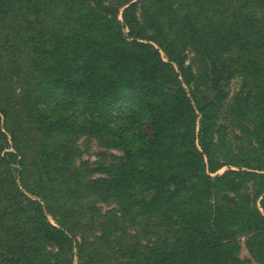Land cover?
Returning <instances> with one entry per match:
<instances>
[{"label":"trees","instance_id":"trees-1","mask_svg":"<svg viewBox=\"0 0 264 264\" xmlns=\"http://www.w3.org/2000/svg\"><path fill=\"white\" fill-rule=\"evenodd\" d=\"M42 1L0 0V7L14 3L22 10L24 6H33L38 12ZM68 2L70 16L75 15L70 17L65 28L36 32L30 37L35 44L31 66L40 78L38 88L42 87L43 93L41 97L36 95L25 100L21 113H26L27 117L22 123L38 124L40 131L49 137L54 134L56 120L39 109V103L51 101L53 94H60L71 101L72 106L80 103L88 112L106 109L108 116L113 112L114 117L134 100L151 122L154 135L149 147L137 154L128 153L123 164L114 169V178L99 179L90 185L103 200L116 199L123 210H127L126 213L137 205L144 212L164 215L169 224L176 222L179 226L175 246L171 250L165 244L153 248L143 256L145 264H243L238 257L237 246L226 236L225 230L230 224L242 231L264 233V90L256 97L252 112L249 149H241V157H238L239 167L246 170L239 174L257 182L256 197L261 198L263 213L251 212L247 207L246 212L231 211L227 214L228 224L221 225V221L215 218L216 214L212 218L208 209L201 205L203 200L219 192L236 193L242 185L232 177L237 175L234 171L215 177L209 175V172L214 174L221 168L213 163L211 115L215 107L207 99H202L195 101L194 109L177 79L178 75L173 72L171 64H176L183 71V61L174 51L173 43L167 41L166 30L163 26L151 24L154 37L141 35L134 5L125 9L121 26L104 11L91 7L88 0ZM169 9V17L178 19L174 7ZM242 17L239 12H233L226 33L207 45H201L212 66L211 73L217 88L220 87L221 75L226 73L224 67L220 68L218 58L234 50L256 70L258 77L262 76L252 60L259 33L258 20L248 15ZM190 18L186 17V20ZM72 24L75 30L71 28ZM125 29L129 33H124ZM145 41L156 43L169 63L164 61L159 50ZM233 74L229 67L226 80ZM2 77L0 72V83ZM196 111L201 115L200 149L195 146ZM9 115L10 112L0 103V150L6 152L0 157V166L6 169L11 166L8 158L14 156L6 151L8 140L1 131V124L5 122V129L13 141L17 126L21 125H9ZM47 141L45 139L41 146L38 191L25 189L37 197L42 194L43 184L47 185L45 180L52 181L51 175L65 169L69 160L61 157L59 148L51 151V144ZM10 174L13 175L12 172ZM3 177L0 172V184H4L9 190L8 195L14 198L6 202V206L0 203V264H65L62 258L72 251V239L65 230L49 223L42 205L25 196L15 179L5 180ZM137 189L153 191L152 198L134 200L133 193ZM189 192L194 194L195 204H186L185 195ZM181 206L185 209H179ZM175 217L178 220L175 221ZM3 220L11 221L12 227L4 225ZM21 237L23 240L19 239ZM260 243V247H251L250 251L264 264V240ZM40 245L53 246L59 252H49Z\"/></svg>","mask_w":264,"mask_h":264},{"label":"rangeland","instance_id":"rangeland-1","mask_svg":"<svg viewBox=\"0 0 264 264\" xmlns=\"http://www.w3.org/2000/svg\"><path fill=\"white\" fill-rule=\"evenodd\" d=\"M227 1L88 0L91 7L99 12L104 11L121 26L125 9L134 5L138 32L145 37H154L151 24L163 26L167 41L173 43L174 51L183 61V71L176 64H171L173 72L178 75L177 79L194 109L196 100L207 99L214 105L215 110L211 115L213 163L221 168L217 173L209 172V175L215 177L234 171L237 175L232 177L242 185L236 193L219 192L203 200L201 205L208 209L212 218L216 214L215 218L221 221V225L228 224L227 214L231 211L246 212L247 207L251 212L257 210L263 213L261 198L256 197L257 182L239 174L246 170L239 167L238 157H241V149H249L252 112L256 97L264 90V0ZM40 4L38 12L33 6H24L22 10L14 3L0 7V72L3 75L0 103L10 112L8 124H21L17 126L14 141L5 129V122L1 124V131L8 140L6 151L14 157L8 158L9 168L0 166V172L5 180L15 179L25 196L42 205L49 223L65 230L72 239V251L62 258L65 264H145L143 256L153 248L165 244L171 250L175 246L179 226L176 222L169 224L164 215L144 212L137 205L126 213L127 210H123L116 199L103 200L90 185L99 179L114 178V169L123 164L128 153L137 154L149 147L154 135L151 122L137 103L132 100L114 117L113 112L108 116L106 109L88 112L80 103L72 106L71 101L60 94H53L51 101L42 100L39 103V109L56 120L57 130L54 134L49 137L40 131L38 124L22 123L27 117L26 113H21L25 100L33 99L36 95L41 97L43 93L42 87L38 88L40 78L31 66L35 44L30 37L40 31L63 29L70 17L75 15L69 14L71 7L68 0H44ZM172 6L179 15L178 19L169 17L168 8ZM103 7L105 10H102ZM233 12H239L242 18L248 15L258 20L259 33L252 60L262 76L258 77L256 70L234 50L218 58L220 68L224 67L226 73L221 75L220 87L217 88L211 73L212 66L204 56L201 45H207L226 33ZM186 17H191L189 21L192 23H188ZM71 28L75 30V25L72 24ZM123 32L129 33V30ZM145 42L159 50L164 61L169 63L156 43ZM229 67L234 74L226 80ZM195 115V146L200 149L198 133L201 115L198 111ZM45 139L51 144V151L59 148L61 157L69 160L65 169L51 175L52 181L45 180L48 186L43 184L44 188L40 190L42 194L37 197L25 189L38 191L37 173L42 164L41 146ZM1 151L0 157L6 153ZM8 193L7 187L0 184V203L4 206L14 198ZM133 194L134 200H149L153 191L137 189ZM193 195L192 192L185 195L186 204L196 203ZM173 219L176 221L178 217ZM3 222L12 227L11 221ZM228 225L226 236L237 246L241 262L261 264L251 254L250 248L261 246L264 233L246 232ZM19 239L23 240V237ZM46 248L49 252H59L53 246Z\"/></svg>","mask_w":264,"mask_h":264}]
</instances>
